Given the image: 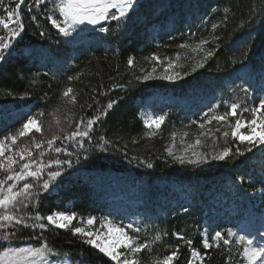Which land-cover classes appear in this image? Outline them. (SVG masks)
<instances>
[{"label":"trees","instance_id":"trees-1","mask_svg":"<svg viewBox=\"0 0 264 264\" xmlns=\"http://www.w3.org/2000/svg\"><path fill=\"white\" fill-rule=\"evenodd\" d=\"M4 2L14 6V0ZM54 2L45 0L39 9L29 11L32 0H25L21 7L25 30L14 41L12 54L0 62V136L14 133L28 115L42 109L43 132L33 131L14 146L32 148L33 136L47 141L53 134L62 136L60 128L70 133L76 121L83 119L86 123L104 111L110 100L117 103L107 110V115L99 117L88 137L56 141L54 147H60V153L48 149L46 143L39 150L43 155L33 149L34 158L45 165V170L37 178L26 177L17 187L31 183L33 193L39 196L30 198L35 203L24 211L19 210L20 206L14 211L22 216L27 213L26 218L37 210L42 216L60 210L76 212L78 219L94 216L96 222L108 217L120 226L132 223L139 227L141 242L166 232L162 241L138 254L141 264H153L154 258L169 254L178 243L181 248L174 264H187L191 253L174 232L191 238L193 247L207 253L205 264H243V246L233 238L230 245L221 241L219 247L203 248V223L215 218L211 205L223 194L228 199L237 193L249 203L250 193L263 189L260 201L264 204V150L257 146L244 156L191 167L174 162L166 149L171 147L180 154L197 137L202 140L199 151L210 150L216 143L214 137H219L218 144L223 146L224 123L213 120L203 129L199 127L209 109H213L212 114H221L235 101L245 107L258 104L264 92V0H136L124 21L105 20L71 37L62 36L47 21L46 10ZM225 7L230 9L227 14L223 12ZM252 12L255 15L250 19ZM0 15H5L2 9ZM32 16L37 19L32 20ZM212 23L219 27L213 30ZM100 27L109 31L100 32ZM0 35H4L2 29ZM201 39L208 40L206 50L215 51L203 68L191 72L194 60L202 58L203 53H192L191 48L179 45L194 47ZM153 54L160 58L159 62L151 59ZM166 57L183 65L174 69L181 72V79L159 78L168 62ZM129 58L135 61V67L128 66ZM153 68L152 79H135ZM184 72L190 75L184 76ZM78 73L79 79L68 80V76ZM33 79L35 84L31 83ZM69 87L76 95L75 104L61 97ZM245 87L249 91L247 98ZM256 88L262 89L258 92ZM154 95L168 100L161 112L168 116L160 129L154 130L155 135L147 136L149 129L144 126L140 110ZM66 117L71 119V126ZM241 118L250 116L244 113ZM229 119L235 122V118ZM202 132L205 135L201 136ZM101 137L107 141L103 148L98 146ZM227 139L233 152L236 147L242 151L248 147L232 143L231 136ZM57 159L70 160L71 167L50 164ZM148 163L153 167L148 168ZM57 170L61 175L48 190H42L48 171ZM238 176L244 177L243 182L236 179ZM175 185L184 187L175 189ZM182 192L186 198L180 196ZM20 228L12 240H0V251L4 247L39 246L41 241L30 238L40 236L39 229ZM217 228L226 235L230 227ZM6 231L15 229H0V235ZM214 233L210 228L207 237L210 239ZM43 242L61 253L50 259L61 260L67 252L71 264H109L106 257L83 244L70 230L50 226L43 231Z\"/></svg>","mask_w":264,"mask_h":264},{"label":"snow or ice","instance_id":"snow-or-ice-1","mask_svg":"<svg viewBox=\"0 0 264 264\" xmlns=\"http://www.w3.org/2000/svg\"><path fill=\"white\" fill-rule=\"evenodd\" d=\"M24 3L25 0H14L13 6L12 2L5 4L4 0H0V9L5 13V15H0V29L4 31V35H0V62H4L12 54L15 46L14 41L22 37L25 30L21 14V7ZM44 4L45 0H32L29 11L32 8L39 9ZM135 4L136 0H55L52 7L46 10L49 13L47 21L62 36L71 37L78 30L83 31L81 26L85 24L96 26L105 20L117 21L118 23L124 21L130 11L134 9ZM213 11H216V9H213ZM229 11L228 7L223 9L225 14L229 13ZM254 15L255 13L252 12L249 18H254ZM31 18L32 20L37 19L36 16H32ZM225 19H227V16H225ZM218 27L217 23H212L211 25L213 30H216ZM99 31L107 33L109 28L100 27ZM40 35H44V33L41 32ZM207 44V39H201L194 47L188 44L179 45L182 49L191 48L192 53H203L202 58L194 60L191 72H196L197 69L203 68L213 56L215 49L206 50L204 46ZM24 54L31 55V53ZM151 59L157 62L160 60L155 54H153ZM165 59L168 62L164 65V72L159 78L168 81L181 79V72L174 69L183 67V65L167 57ZM177 60H179V55H177ZM127 64L129 67H135V61L132 58L128 59ZM154 72L155 68L147 72V74L136 76L135 79L137 81H147L153 78ZM183 75L187 76L190 73L184 72ZM79 78V73L75 76H68L69 81ZM31 83L35 84L36 80L33 79ZM243 91L245 98H247L249 95L248 89L245 87ZM11 94V92L8 93V95ZM24 95H28V93H24ZM61 97L62 99H67L72 104L76 103L77 98L71 87L65 89L61 93ZM116 103V100H110L104 111L100 112L97 116L89 118L86 123L83 119L76 121L75 130L70 133L65 131L64 128H60L59 132L63 133V135L53 134L47 141H38L33 136L32 148L14 146L17 145V141L20 138L29 136L33 131L35 133L43 132L42 117L44 116V111L42 109L32 115H28L27 119L23 121L22 125L14 133L9 132L7 135L0 136V173L3 174L2 178H0V229H6L9 226L15 229L13 232H4L0 235V240L10 241L15 238L17 232L21 231L20 226L39 229L41 232V235L38 237H30L41 241L39 246L4 247L3 251H0V264H71L69 253L67 252L63 253V259L58 262L50 259V257L61 256L58 250H54L47 242H43V231L50 226L56 229L70 230L73 236H78L81 239L83 244L91 246L92 249L97 250L99 254L106 257L109 264H141L138 254L142 250L151 249L155 242L162 241L163 236L167 235L166 232L163 234L157 233L153 240L141 242L139 235L141 229L134 227L132 223L120 226L113 220L103 217L100 218V227L95 228L94 225L97 218L88 216L87 218L79 217L81 226H73V221L78 217L76 212L54 211L47 216H42L37 210L34 215L26 218L27 213L22 216L14 211L18 206H20V211H24L25 207H30L35 203V200L30 198L35 196L38 199L39 196V193H33L32 189L34 185L31 183L24 182L22 187H17L18 182L25 181L26 177L37 178L45 170V165L37 163L34 158L33 149L38 150L39 155H43V151L39 150L46 143L48 149L60 153L62 149L54 147L56 141L88 137L89 130L92 129L94 123L100 116L107 115V110L112 109ZM213 108H215V105ZM212 112L213 109H209V112L205 114L207 119L199 127L203 129L205 124L213 120L224 123L226 129L221 133L224 138V145L219 146V137H214L216 143L210 146V150L199 151L198 149L202 145V140L197 137L193 143L187 144L180 154L173 152L171 147L166 149L174 162L181 166L198 167L210 161H226L233 156H244L245 152L250 153L257 146L264 145V97L259 99L258 104L251 107H245L239 101H235L228 105L227 111L221 114H212ZM244 113H250L251 119L241 118ZM167 116V112L160 115L145 116L143 123L149 129L145 135H155L154 130L160 129ZM229 117L235 118V122L233 123ZM65 119L68 125L71 126V119L68 117ZM56 124H60L58 118H56ZM82 125L83 130H81ZM184 135L186 136L187 133H184ZM200 135L203 136L205 133L202 132ZM229 136L233 138L232 143L247 144L248 147L244 151L240 147H236L233 152L227 139ZM105 143L107 141L101 137V143L98 146L103 148ZM80 147H83L82 143ZM63 151L67 150L63 149ZM50 164H55L58 167L61 165L71 167L70 160L61 161L57 159L51 161ZM33 165H35L34 170ZM17 166L19 170H16ZM146 166L148 168L153 167L151 163H148ZM61 170L48 171V179L44 180L42 190L46 191L50 188L51 183L61 175ZM236 179L243 182L244 177L238 176ZM261 227H264V224ZM128 230H131V233ZM173 235L187 246L191 253L187 264H196V261H199V264H205L207 253L202 254L197 248L193 247V240L191 238L186 237L181 232H174ZM258 235L264 241V233L258 231ZM233 237H235V243L243 246V250L240 253L243 257V264H264V242L260 246H254L255 241L253 237L250 235L236 236L231 228L226 230V235L222 231H215L210 239L207 236L202 238L201 243L203 248L207 250L219 247L221 241L223 245H230L233 242ZM168 247L172 246L169 245ZM180 248L181 244H176L174 250L170 251L169 254L154 258L153 264H174L178 260Z\"/></svg>","mask_w":264,"mask_h":264},{"label":"rangeland","instance_id":"rangeland-1","mask_svg":"<svg viewBox=\"0 0 264 264\" xmlns=\"http://www.w3.org/2000/svg\"><path fill=\"white\" fill-rule=\"evenodd\" d=\"M92 27V25L87 24L81 26L83 30H89ZM261 89L262 88H257L258 91H261ZM261 93V97H264V92ZM168 104L169 103L166 98H162L159 95L151 96L146 100L140 110L141 119L143 120L145 116L160 115L162 110ZM248 114L250 116L249 119H251V114ZM260 148L264 150V145L260 146ZM182 187H184V185H175V189H179ZM262 191L263 189H259L258 191L251 192L249 203L242 201L237 193L232 194L228 197V199H226L223 194V196H221L220 201H214L211 205V211L213 212V216L215 218L212 221H208L207 219H205L203 223V237L207 236V231L210 228H213L215 231H217V227L221 225L224 226L226 229L229 227L233 229L236 236L250 235L254 238V246H260L261 243L264 242L262 241L261 236L258 235V231L260 233H264V227H261V225L264 224V204H262L260 201ZM169 192H171V190ZM180 196L186 198L184 192H182ZM66 212L71 213L70 211ZM73 226H81L78 218L73 221ZM94 227H100V220L99 222L95 223ZM233 239L235 240V237H233ZM53 260L55 262L60 261L56 259ZM196 264H199V261H196Z\"/></svg>","mask_w":264,"mask_h":264}]
</instances>
